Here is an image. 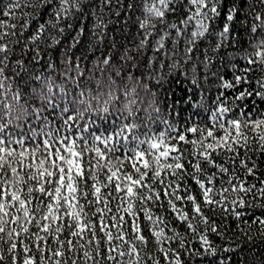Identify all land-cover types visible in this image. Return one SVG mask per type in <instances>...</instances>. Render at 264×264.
Listing matches in <instances>:
<instances>
[{
  "label": "snow or ice",
  "instance_id": "obj_1",
  "mask_svg": "<svg viewBox=\"0 0 264 264\" xmlns=\"http://www.w3.org/2000/svg\"><path fill=\"white\" fill-rule=\"evenodd\" d=\"M255 2L264 5V0ZM223 4L224 0L127 4L124 0H5L0 5V264H161V258L164 264H184L182 253L201 264H231V256L225 259L223 254L236 249L221 248L209 239L211 234L223 239L224 233L204 208L220 207L225 218L230 215L248 228L256 225L264 236V215L255 212L264 211V179L258 174L264 171L258 163L264 156V77L255 81L253 90L245 88L235 98L258 100L243 107L233 101L229 106L221 92L204 109L207 122L192 117L181 121L178 112L172 114L178 104L169 105L171 119L161 118L148 85L131 72L126 77L121 73L128 61L137 66L132 48H125L120 65L109 52L97 56L89 67L87 54L74 52L86 31L89 50L104 44L112 23L104 19L106 9L115 10L117 17L139 9L137 37L142 38L135 51L146 50L151 38L159 35L153 47L159 54L175 31L173 48L183 37L187 64L202 40L215 35L213 51H218L232 36L236 4L226 9L222 30L213 29ZM89 17L90 27L84 23ZM250 18V32L259 36L254 44L249 36L252 51L243 57L248 67L241 71L264 73V9ZM64 20L69 23L61 27ZM74 20H80L79 27L59 54L63 71L53 76L57 65L51 52L73 29ZM111 46L115 48L114 38ZM164 56L170 58L167 51ZM204 56L201 63L206 69L207 49ZM179 67L174 61L169 72ZM191 70V82L198 87L197 65ZM57 79L62 82L57 84ZM219 79L226 90L242 83L251 87L247 75ZM138 88L152 96L147 107H142L143 98L138 99ZM189 181L199 190L203 208ZM178 203L190 205L191 215ZM168 210L185 225L183 234L165 219ZM189 233L198 235L199 248L190 242L186 247ZM150 243L159 256L149 251ZM172 243L178 247H171Z\"/></svg>",
  "mask_w": 264,
  "mask_h": 264
},
{
  "label": "trees",
  "instance_id": "obj_2",
  "mask_svg": "<svg viewBox=\"0 0 264 264\" xmlns=\"http://www.w3.org/2000/svg\"><path fill=\"white\" fill-rule=\"evenodd\" d=\"M5 2V0H0V5ZM125 4L132 2L136 3V0H124ZM252 3L254 5L253 9H248L247 5ZM232 4H236L239 8L238 13L235 16L234 21L231 23V32L232 36L226 42V46L221 47L218 51H213L215 45L217 43V37L215 35L209 36L206 40H202L199 43L198 48L192 53V60L185 64V40L183 37L179 39V44L173 48V40L176 39L175 31H172L171 38L166 39L165 41V50L161 51L159 54L154 52V41L159 38V35L151 38V42L149 47L142 51L141 53H137L135 51V44L138 42L139 38L137 37V24L136 18L142 17V12L139 9L135 11H129L127 13L121 12L120 16L117 17L115 15V10H112L110 13L106 9V14L104 19L105 21L111 20L112 23H109L107 31L109 33V37L104 41V44L94 50H89V41L90 34L86 31V34L83 38V43L74 49V52L77 56L81 55L82 51L87 54L88 66H91V62L101 54L108 55L109 52L112 55L113 62L117 65L122 63L121 57L124 53L125 48H132L133 51L131 55L135 58L136 67H133L132 62L128 61L124 63L121 67V73L126 77L129 72H131L135 77L140 78L142 83L147 84L151 93H155V98L157 104L161 108V118L171 119V116L168 115L169 105L178 106L174 107L173 115L176 112L179 113V119L183 121L187 117H192L193 120L200 119L202 122H207L208 113H205V108H210L215 100L216 96L220 95L221 92L224 93L225 103L227 105H231L233 101L236 105L243 107L244 104H250L252 99L258 98H246L245 100H236V96H238L240 91H243L245 88L249 90H253L256 87L255 81L264 77V73L255 71L253 73H242V69L248 67L247 62L243 57L247 54V52L252 51V47L249 44V36H252V43L256 42V37L259 36V33L253 35L250 32L252 20L250 18V14L254 12H261L264 9V5L257 4L255 0H224L223 10L221 16L216 20L213 25V29L215 32H219L222 30L224 24L226 23V9L230 7ZM88 5L85 6L84 11H89ZM125 15H127L128 19L125 22ZM246 17H248L247 24L244 23ZM83 18L81 17V20ZM171 19V17H169ZM119 23H116V21ZM43 22V19L40 20ZM69 21L64 20L61 21V27H66ZM74 27L71 30L65 32L64 37L62 38V44L57 47L54 51L51 52V55L57 65L56 71L51 73L53 76H58L63 68L60 67L59 54L61 48L64 45L68 44L74 34L75 30L79 27L80 20H74ZM84 23L90 27L92 20L89 17L88 20H85ZM36 24L33 23L31 25L32 30H34ZM159 32V27L157 29ZM32 32L29 31L27 35H31ZM115 43V48H112L111 42ZM24 40L22 39V44ZM31 47V46H30ZM207 49V68L205 69L204 65L201 61L204 60V50ZM16 51L19 52V48H16ZM164 51H167L170 58H166L164 56ZM41 52L43 54V46H41ZM173 53H175L173 55ZM31 57L29 56V59ZM13 60L16 59L14 55L12 57ZM43 59L46 61L48 56H44ZM153 60V64H149V61ZM174 61H178L180 64L179 68L173 69L169 72V66L173 64ZM161 63L164 64V68L161 69ZM197 65V79L199 82V86L196 87L192 84V65ZM232 65H235L236 68L233 70ZM187 72L188 76L185 78L181 73ZM99 75V73H97ZM239 75H247L248 82L251 83V87H249V83H242L241 85H237L234 90L232 89H223L220 87L221 81L219 77L223 76L225 80L232 81L234 76ZM163 76V79H159V77ZM205 76L207 79L205 80ZM57 84H60L62 81L57 79ZM117 83H120L117 80ZM82 86L92 87L93 85L86 84L82 82ZM139 98L144 99V104L142 107L148 106V101L152 99L150 94H146L142 88H138ZM191 96L192 103L185 104V101L188 97ZM124 98L121 97V101ZM197 104H202L203 107H197ZM119 106V105H118ZM264 107V106H262ZM145 116L144 112L140 113V117L143 119ZM142 122V121H141ZM255 159V157H254ZM258 163L261 169H264V156H261L258 159ZM261 179H264V171H260L258 173ZM241 179H243V175L241 174ZM249 182H255L252 177H248ZM192 184L191 181H189ZM219 181H217V185ZM193 194L197 195L198 201L201 203L203 208V202L199 195V190L197 187L192 184ZM250 199V197H249ZM178 207H184L185 211L191 215V206L190 205H181L178 203ZM156 214H160L159 209H153ZM257 215H264V211L259 209L255 210ZM204 213L209 217L210 220H214L216 224L220 227V231L224 233V238L221 239L217 237L215 234L209 235V239L219 247H232L236 249V251L231 253H225L224 258L231 256V264H264V236L260 235L259 228L256 225H253L251 228H248L246 225L240 223L230 215L226 217L225 212L222 208L217 207L215 211L204 208ZM165 219L172 221V226L177 228L181 234L186 231V227L184 224L179 222L176 219V214L171 213L170 210L164 213ZM240 224V229H237V224ZM201 230H203V225H199ZM241 229L243 231H241ZM167 231V229H166ZM247 233V234H245ZM147 234V233H146ZM169 234H171L169 232ZM251 237V240H249ZM190 242L193 248L200 247V241L197 236H193L191 233L187 235L185 238L186 247ZM164 246H169L167 243ZM173 248L178 247L176 243H172L170 245ZM149 251L153 252L155 255L159 256L160 254L156 252V246L154 244H149ZM184 264H201L199 259L190 260L187 256L181 255ZM161 264H164L163 259L161 258ZM206 264V262H204Z\"/></svg>",
  "mask_w": 264,
  "mask_h": 264
}]
</instances>
